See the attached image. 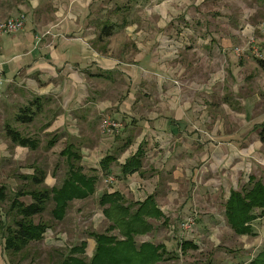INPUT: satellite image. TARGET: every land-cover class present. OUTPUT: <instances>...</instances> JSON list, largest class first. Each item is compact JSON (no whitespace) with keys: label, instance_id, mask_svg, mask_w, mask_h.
<instances>
[{"label":"rangeland","instance_id":"374dc122","mask_svg":"<svg viewBox=\"0 0 264 264\" xmlns=\"http://www.w3.org/2000/svg\"><path fill=\"white\" fill-rule=\"evenodd\" d=\"M30 1L0 0V11H15L9 3L21 9ZM142 3L141 9L135 11H185L189 19L177 20V24L166 14L147 17L142 22L153 29L159 23L166 25L161 32L167 28L164 35L172 43L166 45L171 56L162 64L163 75L141 70V78L137 79L116 78L110 82L88 78L85 87L96 90L94 100L99 109H104L108 102V106H123L148 119L154 112L147 110L177 105L181 108L178 117L187 122L189 133L185 132L183 138L167 137L160 143L143 145L144 183L140 184L141 189L134 188L133 193L128 176L120 173L118 163L123 161L121 154L125 149H133L132 142L126 143L128 131L123 120L115 119L102 108L98 111L93 106L91 110L92 99L83 96L79 105L87 109L85 116L91 118L88 125L81 122L75 126L72 120L78 113H71L66 129L56 126L57 116L63 114L61 108L67 104L62 97L58 101L47 98L34 120L21 124L15 117L30 100L25 99L27 95L22 91L16 92V97L9 95L10 103L0 112V118L5 117L4 122L0 121V186L7 189V199L0 205V264H55L68 249L82 241L87 243L85 254L90 258L95 243L89 233H102L108 226L98 198L103 192L113 191L123 192L132 201L133 195L140 199L152 191L168 221L165 225L162 220L151 221L153 231L136 241L163 244L173 258L159 264H242L264 247V217L252 223L255 233L252 237L235 235L224 217V203L230 190L241 189L251 176L264 184V70L257 63V59L264 62V0H144ZM236 49L240 51L237 53ZM179 50L185 54L175 61ZM189 104L194 105L193 120L185 114ZM106 119L117 123L118 128H106ZM5 123L22 136L37 140V149L15 146L6 136ZM54 134L59 137L48 149L47 142ZM70 140L81 151L84 171L99 177L96 193L85 200L73 201L61 222L52 219V204L48 203L43 215L34 220L49 225L43 240L29 244L16 257L10 256L4 250V236L6 227L13 224L14 214L7 213L13 195L20 189H34L31 180L25 178L34 168L46 173V187L59 186L67 170L59 153ZM158 153L159 159L155 160ZM108 154L117 161L111 165L112 173L105 175L99 162ZM160 165L164 168L157 170ZM186 167L187 174L175 173L176 169ZM20 201L25 205L32 202L29 196ZM184 201L190 208L181 206ZM193 213L195 225L192 232L186 233L182 225ZM185 240L192 241L196 250L183 253L180 243Z\"/></svg>","mask_w":264,"mask_h":264},{"label":"crops","instance_id":"0c3cea01","mask_svg":"<svg viewBox=\"0 0 264 264\" xmlns=\"http://www.w3.org/2000/svg\"><path fill=\"white\" fill-rule=\"evenodd\" d=\"M143 1L31 0L21 9L18 5L14 6L13 3H9L15 11H0V21L22 17L24 27L16 34L0 39V112L6 109V103H10L7 101L9 95L16 97V92L19 91L25 92L27 95L25 99L30 100V103L38 99L41 103V110L47 98H57L58 101L62 97L67 104L61 108L63 114L57 116L56 126L66 129L70 124L69 118L72 119L71 113H78V116L74 114L76 117L72 120L75 126L81 122L88 125L91 118L85 116L87 110L85 105L79 104L83 96L90 97L93 101V105L90 103L91 110H94L93 106L98 111L102 108L101 110L105 113L126 123L128 131L126 143L132 142L133 149L129 151L125 149L122 152L123 161H118L120 165L136 152L140 144L146 147L153 143H160L163 138L185 137L184 133L188 132V125L185 120L178 117L181 108L177 105L159 106L155 110H147L154 112V116L148 119L141 113L136 115L130 110L123 109V106L114 108L112 105L108 106V102L104 109L103 107L99 109V105L94 100L96 90L91 88L92 91H90L89 87V89L85 87L88 78L113 82L116 78L120 80L141 78L143 71L163 75L162 64L168 56H171V51L166 45L171 46L172 43L171 40H167L169 37L164 35L167 28L163 33L161 32L166 25L159 23L157 24L159 26H153V29L149 25H143L142 22L147 21L145 20L147 17H163L166 14L170 16V21L177 22V24V20L188 21L189 19L185 11H135L141 9V5H144ZM123 7L126 9L124 10ZM105 24L113 25L115 32L108 38L98 40L100 29ZM177 24L173 25L177 26ZM160 33L163 34V38ZM164 38L166 40L163 44ZM159 40H162L161 44ZM184 46L181 48L183 49ZM205 48L210 49V47ZM219 48L216 46L217 51H220ZM208 53L206 51L205 55L207 56ZM178 54L180 55L175 61L178 58L180 61L182 59L180 57L185 53L179 50ZM194 110V105L189 104L185 109L186 117L193 120ZM4 119L5 117L0 118V121L4 122ZM7 126L10 125L5 123V127ZM157 156H160V153L155 154V160L159 159ZM195 158L199 157L195 156ZM162 168L164 167L160 165L157 170ZM143 170L142 167L140 172L127 177L130 185H126H129L133 193L136 190L134 188L141 189L140 184L144 183ZM184 171L187 174L188 167L176 169L175 173L181 175ZM190 175L193 173L191 172ZM119 187L123 189L124 185ZM201 193H204V189ZM149 195H152V191H149ZM133 196L134 201H142L147 195L140 199L138 195ZM183 204L190 208L187 201H184L181 206ZM158 207L165 217L162 208L159 205Z\"/></svg>","mask_w":264,"mask_h":264},{"label":"trees","instance_id":"16d2710c","mask_svg":"<svg viewBox=\"0 0 264 264\" xmlns=\"http://www.w3.org/2000/svg\"><path fill=\"white\" fill-rule=\"evenodd\" d=\"M114 32L113 25L105 24L100 29L98 40L108 38ZM257 63L264 70V62L257 59ZM40 110L41 103L35 99L30 105L20 109L15 120L21 124L30 123ZM5 131L15 146L37 149V140L22 136L10 126H7ZM58 137V134L51 137L47 142L48 149L55 145ZM144 155L143 146L140 144L136 152L120 165V173L125 177L140 172ZM59 156L64 159L67 167L59 186L46 187L44 185L46 173L34 168L33 175L25 177L31 180L34 189L30 191L20 189L13 195L7 212L14 214L13 224L6 227L4 237V250L12 257L23 252L29 244L43 240L49 225L41 220L38 222L34 220L43 215L48 203L52 204L50 210L52 219L61 222L73 201L85 200L97 191L98 175L84 171L81 165V151L71 140L67 142ZM116 161L117 159L110 154L103 157L99 162L102 174H111V165ZM26 196L32 201L28 205L20 201V198ZM6 199L7 189L0 186V205ZM98 205L108 226L102 233H89V238L95 243L91 257H86L87 243L82 241L68 249L66 255L60 256L55 264H159L173 258L163 244L136 241L153 230L150 221L162 220L164 225L167 223L154 195H148L142 201H132L120 191L103 192L98 198ZM224 217L235 235L254 236L252 223L257 218L264 217V184L251 176L241 189L230 190L224 203ZM180 249L186 253L188 250H196V246L192 241L185 240L180 243ZM249 264H264V247Z\"/></svg>","mask_w":264,"mask_h":264},{"label":"built area","instance_id":"2783aa9c","mask_svg":"<svg viewBox=\"0 0 264 264\" xmlns=\"http://www.w3.org/2000/svg\"><path fill=\"white\" fill-rule=\"evenodd\" d=\"M262 26L264 27V22L262 23ZM23 27H24V19L22 17L9 18L0 21V39L2 37L11 36L18 33L23 29ZM239 51L240 50L236 49L237 53ZM0 83H1V71H0ZM104 124L106 128H118V124L112 122L110 119H106L104 121ZM195 221H196V215L195 213H193L192 215L186 218L184 224L182 225L183 231H185L186 233L192 232L193 229L192 226L195 225ZM252 258L248 262L242 264H249ZM235 264H239V263H235Z\"/></svg>","mask_w":264,"mask_h":264}]
</instances>
